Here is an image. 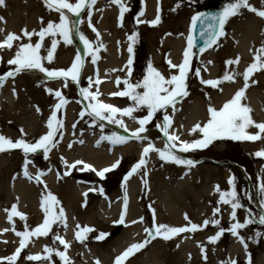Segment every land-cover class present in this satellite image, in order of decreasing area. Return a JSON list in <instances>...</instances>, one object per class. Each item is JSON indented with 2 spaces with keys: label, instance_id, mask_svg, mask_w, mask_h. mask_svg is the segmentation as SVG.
Returning a JSON list of instances; mask_svg holds the SVG:
<instances>
[{
  "label": "bare ground",
  "instance_id": "1",
  "mask_svg": "<svg viewBox=\"0 0 264 264\" xmlns=\"http://www.w3.org/2000/svg\"><path fill=\"white\" fill-rule=\"evenodd\" d=\"M96 1L98 3L92 7L91 22L99 32V40L105 47L98 52L99 60L95 65L84 61L82 68L84 70L95 68L98 71L99 77H105V80L99 85V90L102 91V95L99 98L100 100L115 101L120 104L122 100L110 98L109 93L117 90L118 87L115 84L117 77H119L121 81L126 78L120 76L118 71L126 57V50L124 47L127 44H125L123 40L124 27L122 24H117L116 22L117 6L114 4L105 6L103 4L106 3H104L103 0ZM71 2H74V0ZM162 3L165 7L168 5L169 0H162ZM249 3L254 7L264 6V0H249ZM143 5L144 13L139 19L143 20V17L147 18L151 15V17H153V14L157 10V0H143ZM191 15L192 13L188 14L184 20L185 30L183 38L181 37V33L180 35L178 34V36L168 33L165 38L159 41V52H162L166 47L168 49L166 58L175 64H179L181 61V53L185 45L184 36L187 33ZM0 17H3V20L0 21V29L4 30L0 32L1 36L4 33H14L24 28H27L29 31H39L41 27V17L44 18V21H56L58 14L50 12L44 6L43 0H5L4 5H0ZM169 20L171 21V17ZM80 21L82 25L88 23V16L86 20L84 18V20L81 19ZM161 23L160 21L153 29H159ZM227 25H229L227 26L228 31L226 32L225 30L226 35L221 43V47L218 49L212 47L199 58L198 65L201 70L200 78L217 79L222 77L225 71L232 69H234L238 75H236L234 82L226 81L217 89H213L209 92L208 95L193 92L187 100L183 98L181 102H176L175 108L177 111L173 113L175 118L172 116V120L175 119L174 126L178 129L181 140L189 141L197 138L198 132L190 134V130L195 124L201 123L202 125L209 119L207 112L209 104L207 105L206 96L209 98L208 103L219 108L225 101L234 95L235 91L243 86L242 73L253 61L255 50L261 46L264 36L262 32L264 24L263 20L255 13L247 9H241L240 14L231 17ZM163 26L166 28V23L163 24ZM18 32L20 33L21 31ZM90 34L92 35L91 32ZM86 36L91 38L90 35ZM2 39L3 38H0V41ZM89 40L94 41L92 43L95 45L96 34L94 38ZM50 42L49 40L46 43L48 47H50ZM6 50L5 48L2 51ZM156 53L158 52L153 48L151 60L153 61V66L158 70L160 68L155 65L159 61L160 56ZM76 54L77 52L72 48L71 44H60L55 50V61L64 65H55V67H67L72 63ZM237 56L240 57L238 64H225L226 60L234 59ZM209 61L212 63L209 64ZM205 69L207 70L205 71ZM169 71L168 69V74L170 73ZM37 75L42 77L43 83L48 85L49 88L53 90L58 89L59 82L56 81L58 79H47L43 73L35 69L26 70V73L22 74L19 78L8 80L0 89V112L1 109H3L2 111L9 110L18 115L24 114L26 117L22 119L20 128L23 129L26 134L25 139L29 141L38 138L46 132L47 127L45 128V125L49 116V110L45 111V119L41 122L42 117L28 115L29 111L26 110L27 104L33 97L43 102L50 95L45 92V88H37V83H35ZM90 77L94 78L97 76L93 73L90 74ZM23 78L25 80L23 83H25L26 86L28 85V90L25 92L27 96H20L21 100L24 101H21V103H23L21 107L24 106V109L14 110L12 105L15 97L13 96L12 88L18 79L22 80ZM28 80H31V82L28 83ZM252 80H255L256 83H251ZM120 87L121 86H119V88ZM37 93H39V95ZM80 103L84 110L87 106L86 101L82 99ZM242 103L251 108V116L256 122H264V70L258 71L250 77L249 87L245 91V99ZM14 106H16V104ZM71 106L72 104H68V113ZM170 108L171 107H169L167 111H169ZM12 112H9V114H11L10 117H0V135L15 141L17 137L12 136L15 135V133L8 130V128L15 123L21 122V120L13 116L14 113L12 115ZM66 118L69 122L71 120L70 114H68ZM123 122L129 127L128 129L130 131L136 128L135 126L137 123L132 119L124 117ZM2 128L5 129L2 130ZM248 131L255 133L257 130L252 128ZM124 133L125 132H123V134ZM142 135L146 138L142 140L133 139L124 146L109 149L102 143L98 146H94L93 142L96 140L98 133H93L91 136L85 138L83 145L74 143V147L69 150L68 141H70L71 136L69 133H66L61 138L58 146L50 150L48 160L39 157L42 155V150L39 151V154H30L29 156L30 159H34V163L28 166L29 172L35 176L37 170L42 171L44 173L41 177L44 181L43 184H39L35 180H28L23 175L22 166L24 154L22 150L12 149L0 152V230L9 229L11 225H18V223H14L15 220H20L18 217H13L12 224L4 220V215H7L5 209L10 210L13 203H17L18 211L26 215V222L30 228H34L42 223L43 210L40 206L41 199L42 196L47 195V192H51L60 201V205L53 208V211L58 212L59 207L64 209L67 217V227L65 228L63 224L57 223L52 226V231L49 233L53 236L59 234L66 241L70 242V247L67 249L66 255L69 257L71 264H95L97 259L100 261V264H114L115 257L120 255L128 246L132 243L143 241V228L146 224L143 223L144 221H140L141 217L144 218L140 201L142 200V196L144 197V203L149 205V209L150 206L155 209V219L157 223H164L177 227L186 226L187 221L184 219L185 214H187L189 218H193V221L198 225H202L205 219L213 218V209L215 207L222 208L224 206V204L215 205V203L212 202L213 196L215 198L220 196V194L215 191V187L220 185L219 188H223V183L228 181L229 178L225 170L229 168H225L224 172L208 164H198L189 168L185 165L164 162L159 159L157 153L150 152L148 155L149 165L146 164V170L148 172L146 177L147 183L141 182L138 172L131 176L127 182H122L126 185V195L128 199L125 224L123 225L114 222L119 218L120 212L124 207L121 200H123L125 196V188H122L120 185L119 188L113 190L108 196L98 197L97 192L88 191L91 188L89 185L78 182V180L71 178V176L69 177V175L63 176L66 168L65 165L61 163V157L69 164L76 160H82L85 163L91 164L97 170L111 165L120 157L123 158L128 155L139 157L143 143L148 141L153 134L147 129ZM161 137L164 139H157V137H154L155 143L153 145L156 148H163L164 146L166 139L164 136ZM242 144L246 151H252V153L264 149V140L243 142ZM186 154H189V152ZM40 160H43L42 163H44L42 169L38 167V161ZM57 160H59V164L56 163ZM57 172L61 174L60 179L57 178ZM72 173L74 172L71 171L70 175ZM74 174L80 175L81 171H76ZM259 175L262 183H264V166L259 168ZM13 177H15V179H13ZM45 185L47 186V192L45 191ZM85 192H88L87 198L82 195ZM191 201H193V203ZM228 214L230 216V209H228V212L226 211L223 213V220L227 219L230 223ZM215 219H217L216 215ZM134 220L137 221L135 224L132 223ZM218 220L222 221L221 218ZM77 224L82 227L88 226L94 229V231L86 234L87 238L85 241L93 235H97L107 229L112 232V229L115 228L118 229V232L115 236L108 238L100 244L87 246L86 243L77 242L74 239V232ZM202 229L194 233H181V236L174 237L168 241L157 237L151 240L143 249L126 258L123 264H219L220 260H223L222 257L225 253L226 262L231 258L243 256L245 249H243L235 238H230L227 241L225 253L224 250H222L223 248H218L217 257L220 258V260L216 259V254L213 256L210 252L213 247L219 243V240L215 244H211L207 240L209 236L215 234V231H206L205 227H202ZM1 233L3 232H0V258H3L11 255L15 251L14 249L16 245H18L19 237L15 235L12 228L6 231V233ZM38 238L39 239L36 238L37 241L32 240L34 239L32 237L30 238V243L28 244L29 255L41 253L43 257V255H45L43 251L45 246L42 247L44 240H47L48 247L54 249L62 247L58 251H64L59 241L52 243L51 239H48V236L47 239ZM5 241H7V243H5ZM201 246L205 249L204 254L206 258L207 256L213 257L211 260L206 259L205 262L199 260L202 255L200 251ZM262 248L261 253L256 256V264H264V241L262 242ZM50 260L51 259H41L37 264H48Z\"/></svg>",
  "mask_w": 264,
  "mask_h": 264
},
{
  "label": "snow or ice",
  "instance_id": "2",
  "mask_svg": "<svg viewBox=\"0 0 264 264\" xmlns=\"http://www.w3.org/2000/svg\"><path fill=\"white\" fill-rule=\"evenodd\" d=\"M96 0H43L44 6L50 11L58 14V21L48 20L44 21V18H40L41 27L39 31L32 30L29 31L27 28L21 29L19 34L8 32L2 41H0V49H13L15 47V54L13 58L7 61L8 65L14 66L10 71H6L3 75H0V87L4 85V82L8 78H14L17 74L21 73L24 70L35 69L40 73H43L47 79H58L63 78L64 87H67V83L70 80L75 83L79 88V95L86 101H88L87 106L84 110L80 112V117L83 118L85 115L91 118L93 125L98 126L103 133L105 128L104 123L101 121H107L109 124H116L119 127H123L125 132H129V129L123 122L124 117L133 119L138 127L130 132V136L118 135L116 132H111L109 135H101L100 139L96 141L97 146L101 141H108L110 144H123L126 143L129 139L142 140L145 139L142 134L147 131L146 125H148L156 114L160 111H164L163 119L160 123L156 124V128L163 134L166 138L163 148H156L151 142H149L142 150L139 160L131 166V169L124 175L123 181L127 182L129 178L141 171L143 177H147L148 172L146 170L147 160L146 157L150 152H155L158 154L159 159L177 165H185L189 168L195 165L193 160H184L179 158L175 154V149L179 147V150L182 152H189L196 149H204L208 147L213 141L218 139H230L233 141H250L255 142L258 140H264V122H256L251 116V108L246 104L242 103L245 99V91L249 87L250 77L261 70H264V41H262L261 46L257 48L253 54V61L245 68L242 73L243 86L235 91L234 95L230 99L225 101L223 105L219 108H216L209 103L207 108L209 119L206 123H197L190 130L191 133H200L201 138L193 139L191 141L181 140L180 136L175 130L172 129L173 120L172 116L168 114L167 109L172 108L173 113L177 111L175 104L177 98H184L189 95L187 91V78L190 72V57H191V48L193 47L192 37H188V47L185 48L183 52V60L179 64L173 63L171 60H167L168 66L170 69L176 70L175 72L170 73L167 77L157 70L151 61L148 62L146 66V71L143 75V78L137 80L135 83L131 82L130 77L132 74V64H133V43L136 40L138 33L133 31L129 36L128 40L130 41L127 51L129 53L128 61L126 64L127 77L123 81L119 77L116 79V85L118 90L110 93L114 97H127L132 103L127 107H118L112 104L104 103L98 97L99 85L101 80L97 74L95 81L91 77L88 79L87 87H79V74L82 70L84 57H90L91 63L96 64L99 59L97 53L100 49L104 48V44L99 40V32L95 27H93L91 22L92 16V7L95 4ZM5 0H0V5H4ZM110 3L115 4L119 8V17L118 21L122 23L124 13L128 10L126 6L122 3V0H110ZM157 14L154 19L151 21H145L137 19V24L147 23L150 26H156L160 23V8L159 0H157ZM241 9H247L250 12L255 13L258 17L264 18V10H258L256 7L252 6L249 3V0H231V2L224 5L222 10L215 14L206 15L203 13H197L192 16V25L195 26L196 22L199 21L202 26L201 36L205 37L204 39V48H201L200 51L203 52L205 48H211L213 45H216L219 38L226 35L225 25L231 17L237 16L240 14ZM86 10L88 16V27L96 33V44L93 45L92 42L85 37L83 33L80 32L78 25L81 23L79 19L72 20L68 14L79 18L82 15V12ZM143 15V12H141ZM3 20V17H0V21ZM208 21L207 27H204V22ZM46 25V26H45ZM3 29H0V32H3ZM76 32L79 36L80 41L84 45L83 56L78 52L73 59L71 66L67 69H50L44 66V61H47L51 64L54 60V52L57 48L59 41L56 37H60L64 44L72 43V33ZM38 37V39L33 43L32 38ZM45 37L51 38V45L47 47L46 55H41V49L43 47V42ZM27 39V42H23L24 39ZM14 42H18L15 43ZM251 51V49H250ZM240 57L237 56L234 59H228L225 61L226 65H235L238 64ZM212 63L211 61L208 62ZM207 69H205L206 71ZM236 75L234 69L225 71L223 76L217 79H203L201 77V70L195 69V76L200 78V83L205 86H210L213 89H217L224 82H234ZM123 84V88L120 89L119 86ZM251 83H256L255 80H252ZM95 87L96 91H91ZM222 90V89H221ZM50 95L53 94L57 98V103L52 108V112L47 119L46 127L47 132L43 135H40L34 140L25 139L26 134L23 129H20L21 137L13 141L10 138H6L3 135H0V152L20 149L24 154L23 160V175L28 180H35L39 184H43L44 181L41 177L44 173L40 170H37L35 176L29 172V165L33 164V161L29 158L30 154H39V151L42 150L43 158L45 160L49 159V152L52 148L58 143L57 137L63 136L62 128L63 121L57 118V112L61 110L67 103V99L64 97L60 90H53L51 88H45ZM15 88H13V95H15ZM79 102V101H78ZM140 109H146V115H143L141 118L137 119L134 116V113ZM37 112L40 109L37 107ZM76 125L73 124V128ZM182 127V126H181ZM256 129L255 133H250L249 129ZM80 143H83L81 140ZM69 148L72 147V144L68 145ZM254 155L258 158L264 159V149L257 150ZM61 163L65 165L66 170L63 173V176L70 175L71 170L77 168L78 165H82L79 169L80 171H90L94 172L97 177L100 179L105 178V174L116 169L120 164V160H116L109 167L102 168L97 170L91 164L85 163L82 160H76L74 163L69 164L63 157L60 158ZM57 178H61V174L57 172ZM15 179V177H13ZM235 177L229 176L228 185L231 190L221 191L219 186L215 187V191L220 194L219 203L224 205H230L231 207V219L234 221L229 229L231 235L236 237L239 242L244 245L245 251L247 253V243L243 236L240 235L239 230L245 228L247 225L255 222L253 218L245 217L243 222L237 220V209L242 207L238 200L237 191L235 188ZM147 183L146 179L142 181ZM122 188H125V196L123 197V209L120 212L119 219L114 223L125 224L126 208H127V195H126V185L125 183L121 184ZM45 191L47 192V186L45 185ZM89 192L97 191L95 188H90ZM99 193L104 195L103 188H100ZM260 194V208L264 210V183H261L259 186ZM85 198L88 196V192L82 194ZM18 200V198H17ZM60 205V201L55 195L51 192H47L46 196H42L41 199V208L43 210V221L39 225L29 230V227L26 223L27 217L24 213L18 211V204L13 203L11 209H5L7 213V220L10 224L13 223V217H18L21 221L25 222V228L23 231H16L13 227L12 230L15 232V235L19 237V246L16 247L15 251L6 257L0 258V264L7 262V264H17L18 258L21 256L22 250H24L30 243L31 237H46L49 235V232L52 231V226L54 224H63L64 227H67V217L65 211L62 207H59L58 212H54L53 208ZM86 206V205H82ZM153 217L152 224L149 227L144 228L146 233L145 239L141 242L132 243L128 246L120 255L116 256L114 259V264H123L124 260L135 252L143 249L151 240L156 239L157 237L162 238L165 241L171 240L174 237H177L181 233H194L202 227H206L209 224L219 228L214 235H211L207 238L208 242L215 244L223 233L226 231L224 228L219 227L220 221L215 219V215L221 211L220 207H215L213 209V218L205 219L202 225L193 223L187 214H185L184 219L187 221L186 226H170L164 223H157L155 219V209L151 208ZM140 221H143V217L140 218ZM137 221H132L135 224ZM259 223L264 225V212L259 215ZM9 229L0 230V232H6ZM94 231L93 228L88 226L76 225V230L74 232V239L77 242L83 243L87 238L86 234ZM106 233L100 232L99 235L95 237L96 240L101 241L106 237ZM256 235H261L257 233ZM59 241V244L63 246L64 251H55L53 248L45 246L43 251V257L41 254L37 253L34 255H28L25 257L28 261H40L49 260L51 254L55 251V255L60 258L63 264H71L69 257L66 255L67 249L70 247V242L66 241L59 234L53 236V242ZM7 243V241H5ZM200 251L204 254L205 249L203 246L200 247ZM206 259V257H205ZM95 264H100V261L97 259ZM222 264H238L236 260H229L227 262H222ZM247 264H251V257L249 256Z\"/></svg>",
  "mask_w": 264,
  "mask_h": 264
},
{
  "label": "rangeland",
  "instance_id": "3",
  "mask_svg": "<svg viewBox=\"0 0 264 264\" xmlns=\"http://www.w3.org/2000/svg\"><path fill=\"white\" fill-rule=\"evenodd\" d=\"M72 1V0H71ZM102 1V0H101ZM104 3L103 4L105 6L107 5H112V3H110V0H103ZM231 2V0H221V4L219 3L218 6H221L220 8H223L224 5H226L227 3ZM98 3L97 1L95 2V4ZM126 8L128 9L125 13H124V17H123V21H122V26L124 27V31H123V40L125 41V44H129L130 41L128 40V36L133 32L136 31L138 33L135 42L133 43V66H132V77H131V82L135 83L137 80H140L143 78V75L146 71V66L148 64L149 61H151V63L153 62L151 60V52L152 49L155 48L156 49V53L157 55L160 56L159 61L156 63L155 66H158L159 68H161V70L165 71V69H167V65H166V61L163 59V55L162 54H166V52H168V49L165 47L164 50L162 52H159V48H160V44L159 41L162 39L161 36H165L164 34L166 33H172L175 36H178L179 33L182 32V28L184 29V20L186 19L187 15L193 11H198L201 9H204L207 7L208 5V0H169V3L167 6L164 7V5H162V7L160 8V17H161V27L157 30H154V26H150L147 23H141V24H137V19L139 18V16H136L138 14V12H140V1L139 0H127L122 2ZM94 4V5H95ZM115 5V4H114ZM116 6V5H115ZM258 10H264V6L262 7H256ZM70 16V19L72 20H76V19H83L86 18L87 16V11L84 10L82 12V15L77 18L75 16H71V14H68ZM136 16V17H135ZM151 17V16H150ZM171 17V21L169 20ZM173 18V19H172ZM260 18V17H259ZM149 17L145 19V21H148ZM263 20V24H264V18H261ZM230 20V19H229ZM56 21H58V18L56 19ZM166 23V28L163 26V24ZM170 23V25H169ZM227 23L225 26V30L226 32L228 31L227 28ZM79 30L81 33H83L85 35L86 38H88L86 35H90L91 38L88 39H92L93 36L90 34V29L88 28V26L82 25L81 23L78 25ZM262 32L264 33V27H262ZM21 31V30H18ZM18 31H15L14 33L19 34ZM32 31V30H30ZM93 34V32H92ZM161 35V36H159ZM225 36H222L219 38L218 42L216 45H213L214 49H218L221 47V43L223 41ZM38 39V37H33L32 38V42L34 43L36 40ZM56 39L59 41L57 47L62 44V45H66L64 44L63 40L60 37H56ZM26 38L24 39L23 42H26ZM51 41V38L49 37H45V41L43 42V47L41 49V55H46V48L48 47L46 45V43L48 41ZM262 41H264V36L262 38ZM15 43L18 42H14ZM80 43V44H79ZM153 44V47H152ZM49 45H51V42L49 43ZM68 45V44H67ZM72 48L76 49L77 47H79V51L78 52H83V50H81V41L79 39V36L76 34V32L74 31L72 33ZM158 48V49H157ZM7 49V48H6ZM46 53V54H45ZM15 54V47L13 49H7L6 51H2L0 56L2 57V61L0 63V72H6V71H10L14 68V66L12 65H8L7 61L11 58H13ZM87 60H91L90 57L86 58ZM44 66L53 69L55 67V65H64L62 63L56 62L55 61V52H54V60L51 64H49L47 61H44ZM199 63L198 62H192L191 65V69L189 72V76L187 78V91L189 93V95L187 97H184V100L187 98H189L193 92H198V93H204V95H208L209 92H211L213 90V88H211L210 86H202L199 82V78H197L195 76V69H199ZM60 67V66H59ZM91 69L88 70H84V72H86L87 74L90 73ZM171 72V71H169ZM26 70L22 71L21 73L17 74L14 78H9L10 79H17L20 76H22V74H25ZM85 73V74H86ZM122 73V72H120ZM85 74L82 73V76L79 77V87H87L88 86V79L84 78ZM55 80V79H54ZM25 80L24 78L18 79L17 82L14 84L13 88H15V92L16 94L13 95L15 97L12 108L15 109H24V106H22L23 103H21V97L23 96H27L25 95V92H27L28 90V85L26 86L25 83H23ZM58 89L62 92V94L64 95V97L67 99V101L69 102V104H72V106L70 107V117H71V122L68 123V121H66V116L68 115V103L61 109L59 110L58 114H57V118L61 119L63 121V128L61 129L63 132V136L67 133H69V135H71V139L70 141H68V145L72 144V147L69 148L72 149L74 146V143H76L77 145L81 144L83 145L85 138L90 136L93 133H99V135H109L111 132H116L118 135H121L119 132L122 131V127L117 126L116 124H109L107 121H101L100 123H104L105 128L103 130V133L101 132V129L96 126L93 125L91 122V118L88 117L87 115H85L83 118L80 117V100H81V96L79 95V88L78 86L71 82L69 80V82L67 83V87H64V80L63 78H58ZM31 80H28V83H30ZM35 83H37V88H49L48 85H45L43 83L42 77L40 75H37L36 77V81ZM122 87L123 84L121 83ZM197 91H196V90ZM47 92V91H45ZM48 93V92H47ZM39 95V93H37ZM49 94V93H48ZM21 96V97H20ZM20 97V98H19ZM55 98L54 95V91L52 95H49L48 98L45 99V101L40 102L38 100H36L35 97L32 98V100L27 104L26 106V110L29 111L28 115H32V116H37V117H42L41 122H43V120L45 119V111L48 110L49 108V104L50 102ZM207 98V105L208 103V96H206ZM183 99V98H182ZM79 101V102H78ZM24 102V101H23ZM7 103V102H6ZM86 103L88 104V101H86ZM131 101L128 100L127 97L124 98L123 103L126 106H130L131 105ZM16 104V106H14ZM74 105V106H73ZM76 105V106H75ZM21 107V108H20ZM37 107L40 109L39 112H37ZM3 109H1L0 112V117H10L11 114H9V112L12 111H2ZM146 109H140L137 112L134 113V116L139 119L141 118L144 113H145ZM14 112H12L13 115ZM164 111H160L156 114V118L159 119V116L163 117ZM141 115V116H140ZM15 117L18 118V120H21V122L19 123H15L13 125H11L8 130L12 131L15 133V135L12 136H16L18 138L21 137V133H20V124L22 123V119L24 117H26L24 114L23 115H18L15 114ZM140 116V117H139ZM12 117V116H11ZM161 117V118H162ZM163 119V118H162ZM156 120H152L148 125H146V127L150 128L152 130V136H150L149 140L154 141V137H158V129L156 128ZM162 121V120H161ZM158 122V121H157ZM73 124L76 125L75 128H73ZM5 128H2V130H4ZM69 130V131H68ZM121 130V131H120ZM250 130V129H249ZM123 132V131H122ZM62 136V137H63ZM60 136L57 137L58 143L56 144V146H58L61 138ZM83 141V143H80V141ZM101 142H107L108 141L104 140ZM243 142H250V141H233L230 139H218L213 141L208 147H206V149H200V150H195L192 151L193 153H189V154H182L181 155H177L179 158L184 159V160H193L195 161V165H200V164H208V165H213L216 168L221 169L224 172L225 168H229L226 169V173L229 176H234L235 179V188L237 191V195H238V200L240 202V204L242 205V207H240L239 209H237V220H239L240 222H243V220L245 219V217H250L253 218L255 222L247 225L245 228L240 229V232H242V236H244L245 240H247L248 244H257V247H251L250 251L251 254L253 256L257 255L260 253V244L264 241V225H261L259 223V215L264 212V210H262L260 208V194H259V186L262 183L261 177L259 175V168L261 165H263L262 163H264V160L262 158H258L254 155V153L256 152H248L245 150L244 145L242 144ZM55 146V147H56ZM96 146V145H95ZM176 152V151H175ZM179 152V151H177ZM39 157H41L43 159V156L40 155ZM34 163V159H31ZM43 161V160H42ZM42 161H38V167L40 169H42L43 164ZM75 162V161H73ZM56 163L59 164V160L56 161ZM136 163V159L134 156H125L122 158V160L120 161V164L118 165V167L108 173L105 174V178L104 179H99L95 176L94 172H90L87 170H84L81 172L80 175H75L74 173L76 171H78L82 166L78 165L76 169L72 170L71 175H69V177L71 176V178L78 180V182H82L85 185H94V183L96 184V182L98 184H100L101 186L104 187V194L105 195H109L113 190L119 188V186L122 184L123 182V177L124 175L129 171V167L132 166L133 164ZM140 172V179L142 178V172ZM220 186V185H219ZM220 190L222 191H229L231 190L229 188V185L227 183V181L225 183H223V188H221ZM217 192V191H216ZM120 194V193H119ZM96 197V196H95ZM98 197H100L98 195ZM97 198V197H96ZM215 197L213 196L212 198V202L215 203V205H218V199L217 197L214 199ZM141 201V205H142V210H143V214H144V218H143V223H145V227H149L152 224V217L150 215L151 211L149 209V205L144 203V197L142 196V200ZM193 203V201H191ZM222 205V203H219ZM221 211L219 213L216 214V218L219 219L221 218L222 221H220V225L219 227L224 228L226 231L223 233V235L220 237L219 239V243L213 247L212 251L210 252V254H212L213 256H216V259H219L217 256V252H218V248H223L222 250H224V253L226 251V244L227 241L229 240V232L227 231L228 226H229V222L227 221V219L223 220V213L224 212H228V209H230V213H231V207L230 205H224L222 208H220ZM229 215V214H228ZM193 223H195V221H193V218H189ZM1 221V220H0ZM14 223H18V225L14 226L15 229L18 230H23L25 228V222L24 221H17L15 220ZM27 223V222H26ZM233 222H231V215H230V224H232ZM28 225V223H27ZM185 226V225H184ZM29 230L31 229L30 226ZM206 231H217L219 230L218 227L213 226L211 224H209L208 226L205 227ZM115 229V228H113ZM112 232L109 231V229L105 230L104 233H106V237L104 240L98 241L95 239V237L97 235H93L92 237H90L89 239H87L86 241H84V243L87 244V246L89 245H96V244H100L103 241L107 240L108 238H111L113 236H115V234L118 232V229L113 230ZM202 229V228H201ZM203 230V229H202ZM204 231V230H203ZM4 233V232H3ZM1 233V234H3ZM6 233V232H5ZM257 233H260L261 235H256ZM146 233L144 232L143 234V240L145 239ZM178 236H181V234H179ZM34 239V241H37V239H39L38 237H32ZM37 238V239H36ZM47 239L46 237H41V239ZM184 238V237H183ZM48 239H51L52 243H53V235L51 233H49L48 235ZM43 241V240H42ZM56 242V241H55ZM54 242V243H55ZM44 244V245H43ZM85 244V245H86ZM43 246H48L47 244V240H44L42 243V247ZM60 246V245H58ZM29 245L21 252V256L18 258L17 263L18 264H37L38 261H27L25 259L26 256L29 255ZM208 247V246H206ZM62 247H59L58 249H54L55 251L60 250ZM217 248V249H215ZM55 251L51 254L50 259L52 260L53 264H63V262L60 260V258L58 256L55 255ZM207 252V251H206ZM213 257L212 256H207L206 259L211 260ZM205 254L201 255V259L199 258V260H201V262H205ZM222 259L224 260H220L219 264H222V262H226V253L223 255ZM236 261L238 262V264H242L241 261V257H236ZM52 263H48V264H52ZM3 264H7V262H3Z\"/></svg>",
  "mask_w": 264,
  "mask_h": 264
},
{
  "label": "water",
  "instance_id": "4",
  "mask_svg": "<svg viewBox=\"0 0 264 264\" xmlns=\"http://www.w3.org/2000/svg\"><path fill=\"white\" fill-rule=\"evenodd\" d=\"M209 10H210V9L206 10V13H204V14H206V15H210V14L208 13ZM207 13H208V14H207ZM215 13H218V11H217V12H213V11L211 12V14H215ZM197 22L199 23V21H197ZM208 23H209V22H208Z\"/></svg>",
  "mask_w": 264,
  "mask_h": 264
}]
</instances>
